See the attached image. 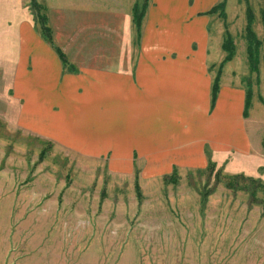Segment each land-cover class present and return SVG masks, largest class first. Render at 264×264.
<instances>
[{"label": "crops", "instance_id": "0c3cea01", "mask_svg": "<svg viewBox=\"0 0 264 264\" xmlns=\"http://www.w3.org/2000/svg\"><path fill=\"white\" fill-rule=\"evenodd\" d=\"M136 1L37 0L54 46L74 72L63 68L24 1L7 2L15 15L0 32L5 53L15 57L18 126L84 157L106 155L121 176L141 173L137 162L143 174L165 176L205 169L209 159L223 167L236 154L255 161L263 150L264 120H254L251 109L243 116L246 43L236 72L227 65L236 54L222 66L211 108L212 84L226 54L223 38L216 43L210 27L220 18L205 13L221 0H149L139 40ZM256 167L246 174L253 176Z\"/></svg>", "mask_w": 264, "mask_h": 264}, {"label": "rangeland", "instance_id": "374dc122", "mask_svg": "<svg viewBox=\"0 0 264 264\" xmlns=\"http://www.w3.org/2000/svg\"><path fill=\"white\" fill-rule=\"evenodd\" d=\"M20 1L0 0V24L15 15L7 2ZM23 1L32 20L30 0ZM248 8L263 52L256 73L248 70L243 83H251V117L263 122L264 0H226L225 19L215 18L210 27L216 43L226 32L233 41L237 58L227 65L235 71L246 43ZM6 42L2 31L0 264H264V191L257 187L252 201L241 187L245 181L237 189L225 184L236 174L264 184V149L250 163L231 155L212 172L177 169L175 184L171 174H143L137 162L138 199L134 174L112 172L106 155L84 157L18 126L15 57L5 53ZM254 165L253 176L247 175Z\"/></svg>", "mask_w": 264, "mask_h": 264}, {"label": "trees", "instance_id": "16d2710c", "mask_svg": "<svg viewBox=\"0 0 264 264\" xmlns=\"http://www.w3.org/2000/svg\"><path fill=\"white\" fill-rule=\"evenodd\" d=\"M148 4H149V0H137L136 3L134 4L133 8H132V19H133V23L135 25L136 35H137L138 40L140 37L141 22H142V19L144 18ZM29 6H30L31 11L35 13L33 15V13L31 12L33 15L34 23L39 26L40 32H41L42 36L44 37V39L49 42V44L54 48V50L58 54V56L62 62L63 68L67 72H74L73 66L68 64L64 54L57 47H55L53 42H52L51 30L47 26V18H46V15L44 13V7L41 4H39L37 2V0H30ZM225 6H226V0H222L219 3H217L215 6H213L205 14H215L220 19L224 20L225 19ZM247 10H248V12H247V26H246V31H245L246 62H247L250 73L255 74L257 71L258 63H259L258 55H259L260 47L262 46V42L256 37V35L252 32V30L250 28L251 27V14H248L250 9L248 8ZM261 18H262V24L264 26V8L261 11ZM223 35H224V38H223V42L221 45V49L223 50V52H225L226 55H225L223 61L221 62V64L219 65L218 69H217V72H216V75H215V78H214V81L212 84L211 100H210L211 108L214 106L216 96H217V93L219 90L221 68L226 62L230 61L234 57L233 41L229 38L230 36L227 34V32ZM250 87H251L250 80H247L246 97H245L244 111H243L244 118H246L248 116V110L250 108V102H251V89H250ZM262 147L264 149V138L262 140ZM41 155L43 156V153H41ZM41 155H40V158H42ZM214 168H215L214 163H212L209 159L206 170L212 172L214 170ZM138 176H139V172L137 169H135V172H134V178H135L134 190H135L137 198L140 199L141 194H140V188H139V184H138ZM169 180L174 184L176 183L177 175H176L175 170L169 176ZM241 181H245L246 183L249 184V185L247 184V185H244L241 187L245 188L247 190L249 189L248 191H249V194H250L252 201L255 199L257 187H258V189L264 191V184L261 183V181H257L251 177H246L243 174H236V175L227 177L225 184L230 189H237V188H241L238 185V183Z\"/></svg>", "mask_w": 264, "mask_h": 264}]
</instances>
